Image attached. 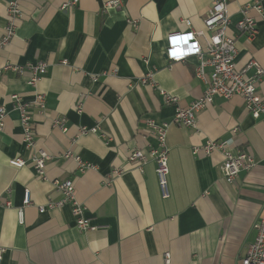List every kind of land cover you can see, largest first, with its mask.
<instances>
[{
    "label": "crops",
    "instance_id": "obj_1",
    "mask_svg": "<svg viewBox=\"0 0 264 264\" xmlns=\"http://www.w3.org/2000/svg\"><path fill=\"white\" fill-rule=\"evenodd\" d=\"M8 1L0 0V40L9 22ZM72 1L20 0L22 17L0 48V64H47L36 85L27 82L28 72L0 75V106L6 109L0 131V264H164L165 252L170 264H238L255 240L253 224L264 207V114L253 117L239 95L216 97L198 113L196 128L171 125L167 198L156 161L130 159L137 149L158 147L148 119L171 122L177 105L186 107L202 95L197 59L172 63L165 49L169 33L203 28L215 0H125L121 8H107L109 0H77L65 7ZM248 2L229 0L228 31L236 39L237 67L256 60L264 68V7L261 13L251 10L258 27L253 39L236 27ZM148 74L152 79L144 82ZM163 90L177 104L166 103ZM260 91L264 99V76ZM37 92L45 94L43 109L33 103ZM13 95L29 104L36 147L50 156L45 179L31 166L33 149L24 142ZM56 118L67 131L53 126ZM82 127L98 131L81 134ZM208 139H233L232 149L250 151L254 167L227 182L220 151L193 152ZM68 150L94 168L80 172L75 159L65 157ZM15 157L26 165L13 166ZM116 169L121 173L105 185ZM54 180L74 182L75 200L95 230L76 226L70 201L39 211L65 197Z\"/></svg>",
    "mask_w": 264,
    "mask_h": 264
},
{
    "label": "built area",
    "instance_id": "obj_2",
    "mask_svg": "<svg viewBox=\"0 0 264 264\" xmlns=\"http://www.w3.org/2000/svg\"><path fill=\"white\" fill-rule=\"evenodd\" d=\"M20 0H9L7 2L9 22L6 27L5 36L0 40V48L5 45L14 35L17 21L22 17L19 6ZM125 0H109L106 3L107 8H121ZM264 0H251L241 8V19L237 22V29L244 33L248 39H253L258 33L256 20L251 15V10L255 9L259 13L263 11ZM229 0H215L207 10L203 19L204 27L198 30L189 29L186 31L171 32L167 36V47L165 56L170 62H184L189 58H196L195 76L205 84L202 95L193 100L188 106H178L171 122L157 123L155 120L148 119L147 124L152 134L157 137L158 147L145 152V150H135L130 159H140L142 163L152 158L156 161V174L164 198L169 197L168 175L169 169V148L166 138L171 125L196 128L197 115L200 111L210 105L216 97L229 99L239 95L243 98L246 110L255 118L264 114V99L260 91V82L264 76V68L256 60H251L246 65L238 68L236 62L237 46L236 39L229 31L231 18L228 12ZM77 0L65 5L76 4ZM182 38L180 43L175 42V38ZM179 47L181 53L179 56H173L172 53ZM63 60V63H66ZM47 64L45 62L27 63L25 65L0 64V75L3 70H14L20 75L29 73L27 82L36 85L41 75L46 72ZM251 68L255 69L254 74L248 72ZM151 74L144 78V82L151 80ZM164 100L168 104H177L178 98L172 94L161 91ZM16 108L20 112L21 124L23 127L24 142L29 148L33 149L30 158L31 166L34 168L38 177L46 178L47 160L50 158L48 152L36 147V139L33 129L32 117L29 111V104L21 100L19 95H13ZM38 108L45 107V94L37 92L33 102ZM6 109L0 106V131L4 126ZM54 127H59L67 131L63 119L56 118L53 121ZM238 128H235V132ZM98 128L82 127L81 134L97 132ZM234 140H215L208 139L201 145L193 148L194 154L203 152L210 155L215 151H220L224 160L220 166V171L229 183H234L239 173L243 170L249 171L255 165V158L250 151H234ZM65 157L74 158L77 162L78 170L82 173L88 169L94 168L90 162L83 160L75 155L71 150L65 153ZM13 166L21 168L26 165L27 160L21 157H15L10 160ZM122 170L116 169L106 177L103 183L111 186L114 176L121 173ZM56 189L64 194L62 201L49 200L47 205L40 206L39 211L44 212L47 208L53 209L62 206L70 201L73 204L72 212L76 217V226L80 230H95L96 226L91 224V220L84 216V207L75 200V185L72 180H54ZM25 205L31 203L30 191L27 190L24 197ZM19 222L24 220V208L18 209ZM253 228L256 231L255 240L248 246L246 254L238 260V264H264V207L254 221ZM5 248L0 247V263L3 258ZM171 254L165 252L164 264H170Z\"/></svg>",
    "mask_w": 264,
    "mask_h": 264
},
{
    "label": "clouds",
    "instance_id": "obj_3",
    "mask_svg": "<svg viewBox=\"0 0 264 264\" xmlns=\"http://www.w3.org/2000/svg\"><path fill=\"white\" fill-rule=\"evenodd\" d=\"M181 41H182V38H179V37L175 38V42H176V43H180ZM180 53H181V50H180L179 47H177V48L175 49V51L172 53V55H173V56H179Z\"/></svg>",
    "mask_w": 264,
    "mask_h": 264
}]
</instances>
